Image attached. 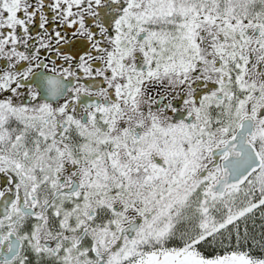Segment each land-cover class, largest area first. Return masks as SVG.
I'll list each match as a JSON object with an SVG mask.
<instances>
[{
	"label": "snow or ice",
	"instance_id": "6c2138e0",
	"mask_svg": "<svg viewBox=\"0 0 264 264\" xmlns=\"http://www.w3.org/2000/svg\"><path fill=\"white\" fill-rule=\"evenodd\" d=\"M0 264H264V0H0Z\"/></svg>",
	"mask_w": 264,
	"mask_h": 264
},
{
	"label": "flooded vegetation",
	"instance_id": "af4514ba",
	"mask_svg": "<svg viewBox=\"0 0 264 264\" xmlns=\"http://www.w3.org/2000/svg\"><path fill=\"white\" fill-rule=\"evenodd\" d=\"M38 30V29H37ZM259 215V213H257V216ZM257 223L259 224L260 223V221L259 220H257ZM260 230H258V232H259Z\"/></svg>",
	"mask_w": 264,
	"mask_h": 264
},
{
	"label": "rangeland",
	"instance_id": "374dc122",
	"mask_svg": "<svg viewBox=\"0 0 264 264\" xmlns=\"http://www.w3.org/2000/svg\"><path fill=\"white\" fill-rule=\"evenodd\" d=\"M258 224V223H257ZM258 230H260L259 228L256 229V231L258 232Z\"/></svg>",
	"mask_w": 264,
	"mask_h": 264
}]
</instances>
